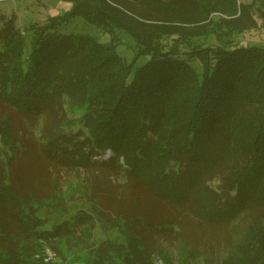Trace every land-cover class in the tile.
Returning a JSON list of instances; mask_svg holds the SVG:
<instances>
[{
	"label": "trees",
	"instance_id": "obj_1",
	"mask_svg": "<svg viewBox=\"0 0 264 264\" xmlns=\"http://www.w3.org/2000/svg\"><path fill=\"white\" fill-rule=\"evenodd\" d=\"M71 1L67 15L30 26L28 42L13 17L0 27V100L16 113L41 119L44 155V169H13L20 140L12 122L0 118V264H64L48 259L43 244L94 221L116 229L121 242L94 245L83 264H153L158 250L146 232L178 237L202 254L184 226L195 222L200 228L239 222L242 230L229 235L241 255L248 251L235 246L242 235L256 231L255 245H263L264 46L235 36L257 27L259 19L264 23V0L168 1L167 10L153 13L140 6L147 0ZM214 11L226 17L210 18ZM187 15L201 25L163 24ZM75 16L101 28L109 40L59 33L57 25ZM149 16L161 24L144 23ZM197 28L205 40L186 43ZM120 32L133 42L130 61L117 51ZM140 58L145 60L138 64ZM65 104L77 112V121L62 122ZM106 151L175 214L155 218L152 204L135 198L125 206V197L109 210L100 189L87 186L89 212L42 229L44 206L64 205L59 183L52 177L58 186L52 191L45 173L59 165L91 167V157ZM262 256L241 264H264ZM204 257L208 264L216 261Z\"/></svg>",
	"mask_w": 264,
	"mask_h": 264
},
{
	"label": "rangeland",
	"instance_id": "obj_2",
	"mask_svg": "<svg viewBox=\"0 0 264 264\" xmlns=\"http://www.w3.org/2000/svg\"><path fill=\"white\" fill-rule=\"evenodd\" d=\"M168 1L175 2V4L178 2L177 0H147L144 2L146 5L139 4L140 6L149 7L153 13V9L157 8H160L162 11L167 10L166 5ZM252 1L237 0V4H249ZM72 5L73 2L71 0H0V27L2 26L3 20L13 17L16 20L17 28L25 35L26 41L28 42L32 33L29 30L30 26L38 27L47 23L52 17H63L68 14L67 12ZM211 6L213 8L217 7L214 4H211ZM170 7H172V4H170ZM178 7L180 8L181 6ZM262 11L264 12V8H262ZM219 14L222 13L214 11V13L210 14V18L216 19ZM163 15L165 16L159 15V17L167 16L165 13ZM152 16H149V19H142V21L150 25L161 24L158 21L152 20ZM222 16L226 17L224 14ZM187 17V19H181V21H175L177 17L175 19L170 18L163 24H169L171 27H176L174 25L188 27L199 26L202 23L201 21H196L192 16L187 15ZM126 21L132 26H135V22L130 20ZM259 23L257 27L249 28L242 36H235V39H245L249 43L264 46V23L260 19ZM201 29H192L187 34L189 40L186 43L194 44L204 41L206 35L199 37V35L204 33ZM57 30L61 34L89 35L100 42L109 40L108 35L101 28L87 24L80 16H75L67 22L59 23ZM118 36L120 44L117 45V51L127 61H130L133 56V42L121 32L118 33ZM144 60L145 58H140L137 63L141 64ZM64 109L65 111L60 114L62 116V122L69 121L73 123L78 120V115L75 114L77 113L75 112L76 110H73L75 112L73 113L68 104H65ZM16 112L0 100V118H7L12 122V134L17 140H20V148L17 150L19 164L15 163L12 167L15 169L18 166L30 167L34 165L38 169H44V166H42V158H44V155L41 150V136L43 135L41 119L33 116L27 118ZM112 156L111 151H106L101 155L91 157V167L87 166L88 168H86L81 164H76L72 167L59 165L52 172L50 170L48 173L44 172L47 175L46 177L51 179L52 191L58 187L54 186L52 177L59 183L63 193V197L60 200L64 205L60 209H49L48 205L44 206V210L40 211L44 215L45 223L41 227L42 229H51L54 225L64 223L67 220L73 222L71 218L75 215L89 212V205L86 202L87 196L85 195L87 186L98 187L100 189L99 194L102 195L103 206L109 210L117 209L119 203L125 197L128 199L125 202V206H130V201L135 198L139 199L143 204H152L149 210L155 218L163 219L166 216L168 218L175 214L173 211L166 210L160 203H156V197L155 199L150 197L147 188L142 183L139 184L134 180L135 176H126L125 170H123L126 169V165L123 164L122 159L119 160L123 165L122 169L114 165V162L111 160ZM37 175L38 177L41 176L39 173ZM128 177L132 179H126ZM105 183L107 186L104 188ZM109 189L113 194H108L109 191L107 190ZM224 223L202 228L196 222L194 223L195 225H184L187 231V237L190 238L194 245L199 247L201 250L200 253L203 255L199 254L194 247L180 240L178 237L167 238L170 235L167 234L161 237L155 234L153 235L151 232H146L145 236L148 242L155 245L158 250L152 257L153 264H208L204 255L212 261L216 260L213 264H235V262L241 264V261L244 262L246 258L251 257L249 253L252 255L249 260L256 259L260 252L264 258V244L259 246L255 245L257 241L256 231H252L250 235H242L238 240L236 239V248L238 245L239 248L242 245L243 250L248 248V251L244 252V255H241L231 246L229 234L240 232L243 226L235 221L227 224ZM99 224L94 221L92 226L89 225V222L84 225L71 226L72 231L67 234L68 237L58 238L51 242L50 245L43 244L46 257L57 262H63L64 264H83V260L86 257L85 252L90 251L94 245L98 246L100 243L103 244L105 240L108 243L121 242V236L116 229L110 228L106 224H102V226ZM260 231L264 233V227Z\"/></svg>",
	"mask_w": 264,
	"mask_h": 264
}]
</instances>
